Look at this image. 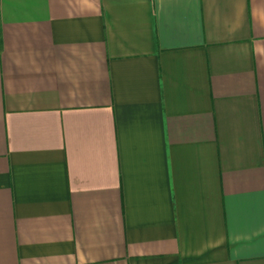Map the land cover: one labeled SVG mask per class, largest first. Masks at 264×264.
<instances>
[{"label": "crops", "instance_id": "1", "mask_svg": "<svg viewBox=\"0 0 264 264\" xmlns=\"http://www.w3.org/2000/svg\"><path fill=\"white\" fill-rule=\"evenodd\" d=\"M0 264H264V0H0Z\"/></svg>", "mask_w": 264, "mask_h": 264}]
</instances>
